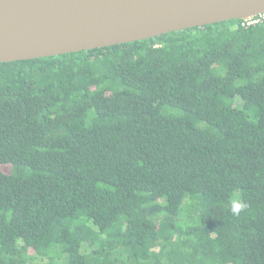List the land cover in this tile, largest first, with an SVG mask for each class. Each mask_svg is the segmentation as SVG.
Returning <instances> with one entry per match:
<instances>
[{"label":"trees","instance_id":"trees-1","mask_svg":"<svg viewBox=\"0 0 264 264\" xmlns=\"http://www.w3.org/2000/svg\"><path fill=\"white\" fill-rule=\"evenodd\" d=\"M250 20L0 62V264H264Z\"/></svg>","mask_w":264,"mask_h":264},{"label":"water","instance_id":"water-1","mask_svg":"<svg viewBox=\"0 0 264 264\" xmlns=\"http://www.w3.org/2000/svg\"><path fill=\"white\" fill-rule=\"evenodd\" d=\"M264 13V0H0V62L85 51Z\"/></svg>","mask_w":264,"mask_h":264},{"label":"clouds","instance_id":"clouds-1","mask_svg":"<svg viewBox=\"0 0 264 264\" xmlns=\"http://www.w3.org/2000/svg\"><path fill=\"white\" fill-rule=\"evenodd\" d=\"M230 208L229 210L234 216H239L242 211H244L248 205L239 198H234L230 202Z\"/></svg>","mask_w":264,"mask_h":264},{"label":"built area","instance_id":"built-area-1","mask_svg":"<svg viewBox=\"0 0 264 264\" xmlns=\"http://www.w3.org/2000/svg\"><path fill=\"white\" fill-rule=\"evenodd\" d=\"M259 16H264V13L263 14H261V15H259ZM250 20V19H249ZM257 20H250V21H248V23L249 22H256Z\"/></svg>","mask_w":264,"mask_h":264}]
</instances>
